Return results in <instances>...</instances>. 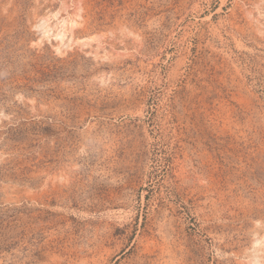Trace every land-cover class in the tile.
Listing matches in <instances>:
<instances>
[{"label":"rangeland","instance_id":"1","mask_svg":"<svg viewBox=\"0 0 264 264\" xmlns=\"http://www.w3.org/2000/svg\"><path fill=\"white\" fill-rule=\"evenodd\" d=\"M0 264H264V0H0Z\"/></svg>","mask_w":264,"mask_h":264},{"label":"bare ground","instance_id":"2","mask_svg":"<svg viewBox=\"0 0 264 264\" xmlns=\"http://www.w3.org/2000/svg\"><path fill=\"white\" fill-rule=\"evenodd\" d=\"M40 21H41V20H40ZM43 21H44V19H43ZM62 21H63V20H62ZM43 24H44V23H43ZM75 24H76V23H75ZM41 25H42V24H41ZM46 26H47V25H46ZM37 27L39 28V26H37ZM40 27L45 28V26H40ZM46 29H47V28H46ZM46 29H45V30H46ZM47 30H48V29H47ZM48 31H50V30H48ZM42 32H43V31H42ZM46 32H47V31H46ZM46 32H45V34H47ZM61 32L63 33V31H61ZM38 33H39V32H38ZM43 33H44V32H43ZM51 34H52V33H51ZM56 34H57V33H56ZM58 34H59V35H62L60 32H58ZM41 35H42V34H40V36H41ZM55 36H56V35H55ZM58 37H59V36H58ZM54 38H55V37H54ZM39 39H40V38H39ZM65 44H66V43H65ZM65 44H64V45H65ZM57 45H58V44H57ZM67 46H68V45H67Z\"/></svg>","mask_w":264,"mask_h":264}]
</instances>
